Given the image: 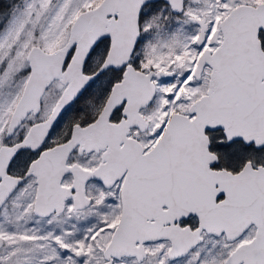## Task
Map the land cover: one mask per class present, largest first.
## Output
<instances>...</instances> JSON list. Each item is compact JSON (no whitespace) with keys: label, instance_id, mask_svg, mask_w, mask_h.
Listing matches in <instances>:
<instances>
[{"label":"snow or ice","instance_id":"obj_1","mask_svg":"<svg viewBox=\"0 0 264 264\" xmlns=\"http://www.w3.org/2000/svg\"><path fill=\"white\" fill-rule=\"evenodd\" d=\"M0 264H264V0H0Z\"/></svg>","mask_w":264,"mask_h":264}]
</instances>
